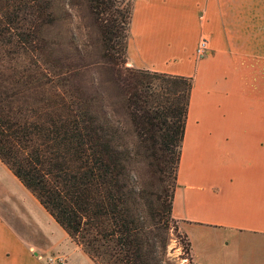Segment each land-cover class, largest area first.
Returning a JSON list of instances; mask_svg holds the SVG:
<instances>
[{
	"label": "trees",
	"instance_id": "16d2710c",
	"mask_svg": "<svg viewBox=\"0 0 264 264\" xmlns=\"http://www.w3.org/2000/svg\"><path fill=\"white\" fill-rule=\"evenodd\" d=\"M115 1L86 4L104 55L122 66L132 6L124 14ZM54 12L55 0H0V161L94 264L174 263L172 207L192 80L123 68L120 120L62 77L48 45Z\"/></svg>",
	"mask_w": 264,
	"mask_h": 264
},
{
	"label": "crops",
	"instance_id": "0c3cea01",
	"mask_svg": "<svg viewBox=\"0 0 264 264\" xmlns=\"http://www.w3.org/2000/svg\"><path fill=\"white\" fill-rule=\"evenodd\" d=\"M245 1L133 0L128 64L192 80L172 207L188 240L195 227L264 240V0ZM201 36L209 49L197 58ZM32 220L46 246L0 211V264H48Z\"/></svg>",
	"mask_w": 264,
	"mask_h": 264
},
{
	"label": "rangeland",
	"instance_id": "374dc122",
	"mask_svg": "<svg viewBox=\"0 0 264 264\" xmlns=\"http://www.w3.org/2000/svg\"><path fill=\"white\" fill-rule=\"evenodd\" d=\"M253 0L244 2L245 7H254ZM263 7H264V1ZM133 0H116L114 10L131 12ZM262 6V5H257ZM50 24L48 45L53 46V57L63 63L64 79L68 85L86 95L97 96L101 105L120 120L126 121L122 101L125 88L123 68L128 61L117 66L104 55L99 38L98 20L89 9L86 0H55V12ZM117 14V12H115ZM126 22V21H125ZM118 24L124 26L118 16ZM129 29L125 31L127 34ZM119 39V38H118ZM117 49L119 45L115 46ZM115 55H119L114 51ZM207 54V53H206ZM205 54V55H206ZM204 55V56H205ZM197 57V56H196ZM198 58V57H197ZM201 58V57H200ZM0 211L25 238L39 246H46V239L38 231L32 219L41 225L48 238L46 258L51 264H94L92 260L67 236L61 226L41 206L30 191L0 161ZM177 227L179 222L175 221ZM248 232L223 228L195 227L188 233L193 260L196 264H264V240ZM184 232L171 234L168 255L175 259L171 264H188L184 253ZM56 257V258H55Z\"/></svg>",
	"mask_w": 264,
	"mask_h": 264
},
{
	"label": "built area",
	"instance_id": "2783aa9c",
	"mask_svg": "<svg viewBox=\"0 0 264 264\" xmlns=\"http://www.w3.org/2000/svg\"><path fill=\"white\" fill-rule=\"evenodd\" d=\"M209 49V41L206 36H201L198 40L195 54L198 58L203 57ZM56 258V257H55ZM56 259L51 258V264H55Z\"/></svg>",
	"mask_w": 264,
	"mask_h": 264
}]
</instances>
